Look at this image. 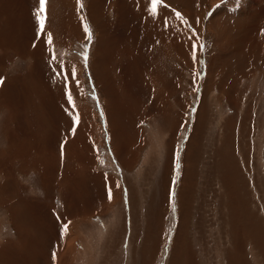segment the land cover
I'll return each instance as SVG.
<instances>
[{"label": "rangeland", "instance_id": "374dc122", "mask_svg": "<svg viewBox=\"0 0 264 264\" xmlns=\"http://www.w3.org/2000/svg\"><path fill=\"white\" fill-rule=\"evenodd\" d=\"M261 6L0 0V264H264Z\"/></svg>", "mask_w": 264, "mask_h": 264}, {"label": "snow or ice", "instance_id": "6c2138e0", "mask_svg": "<svg viewBox=\"0 0 264 264\" xmlns=\"http://www.w3.org/2000/svg\"><path fill=\"white\" fill-rule=\"evenodd\" d=\"M78 2H79V0H78ZM45 3H46V0H39V8L37 9V12L35 13L36 19H37L39 26H40V28H39L40 33H43V29H44L45 16L43 15V13H44V8H45ZM161 3H162V0H152V12H153V14L156 13L157 6L160 5ZM85 31L89 33L88 39L90 40L91 39L90 30L87 27H85ZM46 36H47V42L49 43V45H51V43H52L51 33H47ZM200 49L203 50V45L200 46ZM84 58H85V62H86V60H87V53L86 52L84 53ZM0 83H2V80H0ZM68 99H69V101H71V94L70 93L68 95ZM74 119H78V117H76ZM108 198H109V200H111V198H112V194H111L110 189L108 191Z\"/></svg>", "mask_w": 264, "mask_h": 264}, {"label": "bare ground", "instance_id": "6f19581e", "mask_svg": "<svg viewBox=\"0 0 264 264\" xmlns=\"http://www.w3.org/2000/svg\"><path fill=\"white\" fill-rule=\"evenodd\" d=\"M261 10H264V6H261ZM263 16H264V15H263ZM260 18H261V17H260ZM247 19H248V18H247ZM253 26H254V24H253ZM250 27H251V26H250ZM257 28H258V27H257ZM76 29H77V28H76ZM255 29H256V28H255ZM257 30H258V29H257ZM239 46H240V45H239ZM180 50H181V49H180ZM75 78H76V77H75ZM100 81H101V80H100ZM78 94H79V93H78ZM6 97H7V96H6ZM107 104H108V102H107ZM107 110H108V107H107ZM112 111H113V110H112ZM111 122H113V121H111ZM111 122H110V123H111ZM114 123H115V122H114ZM112 124H113V123H112ZM117 125H118V124H117ZM113 126H114V125H113ZM115 127H116V126H115ZM115 127H114V128H115ZM119 127H120V126H119ZM121 129H122V128H121ZM121 129H120V130H121ZM123 129H124V128H123ZM123 129L121 130L122 132H124ZM113 130H115V129H113ZM117 130H118V129H117ZM134 130H135V129H134ZM115 131H116V130H115ZM115 131H114V132H115ZM121 131H119V134L121 133ZM116 132H118V131H116ZM117 134H118V133H117ZM117 134H116V135H117ZM119 134H118V135H119ZM123 134H124V133H123ZM121 135H122V134H121ZM121 135H120V136H121ZM112 136H113V135H112ZM114 137H115V136H114ZM117 138H118V137H117ZM121 138H122V137H121ZM123 140H124V139H123ZM123 140H122V141H123ZM158 140H159V139H158ZM119 141H120V140H119ZM127 141H128V140H127ZM3 166H4V165H3ZM4 170H5V169H4ZM67 209H68V208H67ZM62 255L65 257V253H64V251H63L62 253H60L59 256H62ZM58 259H59V258H58ZM60 259H61V260H62V259L64 260V258H60ZM59 261H60V260H58V262H59ZM58 264H61V263L59 262Z\"/></svg>", "mask_w": 264, "mask_h": 264}]
</instances>
